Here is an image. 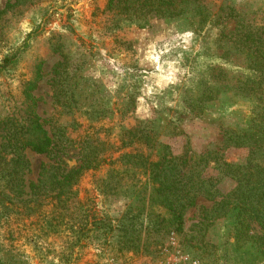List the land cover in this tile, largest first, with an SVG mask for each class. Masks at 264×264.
<instances>
[{
  "label": "rangeland",
  "instance_id": "374dc122",
  "mask_svg": "<svg viewBox=\"0 0 264 264\" xmlns=\"http://www.w3.org/2000/svg\"><path fill=\"white\" fill-rule=\"evenodd\" d=\"M114 1L120 5L130 2ZM201 1L215 12L222 0ZM229 1L242 6L248 3ZM13 2L0 0V11ZM108 2L24 0L7 9L0 19V61L17 51L15 61L0 74V119L24 113L29 92L36 98L35 112L45 128L55 133L64 127L72 140L63 156L68 167L77 163L82 142L91 139L107 143V151L100 156L106 160L97 169L84 172L73 187L75 195H71L73 202L67 213L74 215V221L64 218L47 229L35 215L10 219L0 227V264H264V256L240 255L243 248L232 244L226 223L221 220L203 229L196 226L203 215L200 208L192 207L185 213L183 230L188 234H177L170 225H156L149 220L162 213L160 208H135L139 204L133 197L135 188L110 191L102 185L108 161L132 148L118 149L121 131L135 129L138 137L142 133L140 126L145 124L147 129L160 131L158 139L173 153L184 146L193 154L215 149L227 161L244 162L247 149H220L221 133L216 120L223 117L241 123L249 110V103L230 92L219 94V101L211 102L206 116L200 118L194 117L191 113L195 109L187 105L190 95L194 97L199 92L198 77L206 76L208 65L230 67L219 57L220 24L196 28L188 24L185 16L157 19L148 7L136 10L140 18L132 21L127 18L131 9H113ZM257 5L255 0L250 9ZM225 26L227 32L233 22ZM62 54L70 57L68 71L81 91H94L111 113L110 119L88 123L79 117V111L57 107L52 97V77ZM122 109L126 112L120 115ZM168 124L176 126L173 133ZM54 155L26 150L29 169L25 179L36 181L42 166L52 162ZM212 165L211 162L209 166ZM208 172L216 174L212 169ZM140 178V183L145 181V177ZM234 186L235 182L227 177L218 183L223 193ZM200 204L210 207L211 202L200 200ZM50 209L44 208L46 212ZM124 215L137 216L135 228L147 248H131L125 242L124 227L117 223ZM259 230L256 223H251V232ZM191 234L196 239L190 238ZM262 248L264 251V245Z\"/></svg>",
  "mask_w": 264,
  "mask_h": 264
},
{
  "label": "trees",
  "instance_id": "16d2710c",
  "mask_svg": "<svg viewBox=\"0 0 264 264\" xmlns=\"http://www.w3.org/2000/svg\"><path fill=\"white\" fill-rule=\"evenodd\" d=\"M23 1L6 4L0 11V19L7 9ZM254 1L248 0L242 6L237 1L222 0L217 10L211 12L201 0H130L125 5L109 0L113 9H131L127 18L132 21L140 18L135 15L136 10L148 7L157 19L185 16L188 24L198 26L196 28L206 27L208 23L220 24L219 57L230 67L208 65L206 76L198 77L199 92L194 97L190 95L187 105L195 109L191 114L200 118L206 116L211 102L219 101V94L230 92L249 103V110L241 123L223 120V117L216 120L221 133L220 149H247L244 162L227 161L223 153L215 149L193 154L184 146L180 152L173 153L158 139L160 131L147 129L145 124L140 126L142 133L138 137H135V129L121 131L118 149L132 148L108 161L107 176L102 185L110 191L135 188L133 197L139 203L135 208H160L162 213L149 220L156 225L168 224L177 234H188L183 230L185 213L192 207L200 208L203 215L197 219L196 226L203 229L209 223L221 220L226 223L232 244L243 248L240 255L251 257L254 254L260 258L264 256V0H258V5L250 9ZM230 21L233 28L225 32V24ZM29 37L30 34L23 41V48ZM16 55L17 51L1 59L0 74L15 61ZM62 55L52 77V97L57 107L79 111V117L88 123L110 119L111 113L94 91H81L79 83L68 71L70 57ZM27 99L24 113L0 119V227L7 225L10 219L22 220L35 215L47 229L54 228L59 220H73L74 215L67 213L73 202L71 195H75L73 187L84 172L97 169L106 160L100 156L107 151V143L91 139L82 142L77 163L68 167L63 156L72 140L66 136L65 128L50 133L35 112L36 98L28 92ZM85 104L86 109L80 111ZM125 112L122 109L120 115ZM167 126L173 133L176 126ZM26 150L37 154L55 153L53 161L42 166L36 181L25 179L29 169ZM211 162L213 165L209 166ZM208 169L216 174L211 175ZM141 176L145 177L142 183ZM225 177L233 180L235 186L223 193L218 183ZM200 200L211 202L210 207L198 205ZM48 206L51 209L46 212L44 208ZM136 217L124 215L117 223L124 227L123 234L125 242L131 244L129 247L143 250L147 248V242L135 228ZM78 221L81 222L82 217ZM251 223L259 226L258 233L251 232ZM189 236L196 239L193 234Z\"/></svg>",
  "mask_w": 264,
  "mask_h": 264
},
{
  "label": "built area",
  "instance_id": "2783aa9c",
  "mask_svg": "<svg viewBox=\"0 0 264 264\" xmlns=\"http://www.w3.org/2000/svg\"><path fill=\"white\" fill-rule=\"evenodd\" d=\"M119 264H122V263H119Z\"/></svg>",
  "mask_w": 264,
  "mask_h": 264
}]
</instances>
